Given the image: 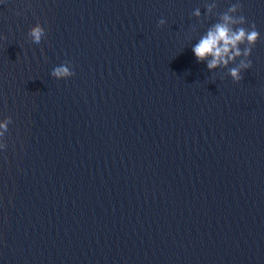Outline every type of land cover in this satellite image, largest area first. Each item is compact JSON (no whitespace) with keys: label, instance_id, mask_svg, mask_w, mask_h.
Here are the masks:
<instances>
[{"label":"water","instance_id":"1","mask_svg":"<svg viewBox=\"0 0 264 264\" xmlns=\"http://www.w3.org/2000/svg\"><path fill=\"white\" fill-rule=\"evenodd\" d=\"M236 2L0 0V264H264V0L240 81L192 51Z\"/></svg>","mask_w":264,"mask_h":264},{"label":"clouds","instance_id":"2","mask_svg":"<svg viewBox=\"0 0 264 264\" xmlns=\"http://www.w3.org/2000/svg\"><path fill=\"white\" fill-rule=\"evenodd\" d=\"M216 7L217 5L214 2L206 3L205 15L215 14ZM241 11L242 4L237 0L226 11L219 13L217 22L211 24L192 47L198 62H206L210 71L221 67L227 68L228 74L236 82L243 78L241 75L242 70L251 67L252 61L249 57L260 38V32L257 30L255 23H251L248 28L243 26L248 21L244 15H237ZM17 14L19 15V13ZM192 15L198 18L201 17L200 8H196ZM165 22L164 19H160L158 25L162 26ZM27 35L33 43L40 44L42 38L46 36V30L37 22L29 28ZM241 45H244V47L241 48ZM238 58L239 62L236 63ZM230 64L235 66L228 67ZM73 75L75 73L71 70L69 62L54 67L51 72V76L56 79H64ZM11 119V116L0 119V149L7 147L4 137Z\"/></svg>","mask_w":264,"mask_h":264}]
</instances>
